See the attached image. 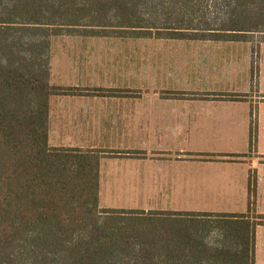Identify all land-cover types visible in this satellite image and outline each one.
<instances>
[{
	"label": "trees",
	"instance_id": "obj_1",
	"mask_svg": "<svg viewBox=\"0 0 264 264\" xmlns=\"http://www.w3.org/2000/svg\"><path fill=\"white\" fill-rule=\"evenodd\" d=\"M256 32L264 0H0V264H252V226L238 214L212 245L121 234L136 210L99 207L97 154L52 146L47 131L49 97L62 90L50 83L57 37Z\"/></svg>",
	"mask_w": 264,
	"mask_h": 264
},
{
	"label": "crops",
	"instance_id": "obj_2",
	"mask_svg": "<svg viewBox=\"0 0 264 264\" xmlns=\"http://www.w3.org/2000/svg\"><path fill=\"white\" fill-rule=\"evenodd\" d=\"M115 37L175 47L86 52L84 62L55 61L52 48L50 83L65 89L48 100V143L97 154L98 202L195 186L179 182L186 170L227 168L217 187L239 204L228 214H245L252 226V264H264V40L253 50L250 37Z\"/></svg>",
	"mask_w": 264,
	"mask_h": 264
},
{
	"label": "rangeland",
	"instance_id": "obj_3",
	"mask_svg": "<svg viewBox=\"0 0 264 264\" xmlns=\"http://www.w3.org/2000/svg\"><path fill=\"white\" fill-rule=\"evenodd\" d=\"M257 34L256 32L247 35L251 38V45L253 47L250 49H257V47L260 46L261 39L264 40V37H262L263 35ZM163 42L154 39L124 40L115 36H112L110 39L93 37L79 38V36L71 38L69 36H62L54 39L53 59L55 61H62L66 59V55H72V57H77L74 58L76 61L84 62L85 60L78 56H83L86 52L161 50L162 44L165 46L167 43L170 45H167L168 50L174 49L175 46L172 45V41ZM173 44L176 45L178 43ZM180 44L188 48L193 45L187 42H182ZM154 45H156V47H151ZM244 46L250 45L246 44ZM92 60L95 61V59ZM67 61L69 62L70 59ZM58 87H60V85H58ZM64 89L65 88L62 87V90ZM206 167L209 168L211 166ZM207 168L202 169L200 172L186 170V179L184 181H179L180 183L185 182V184H193L195 186L178 185L170 188L162 187L157 190L155 188H137L138 194L136 193L131 197L127 194L122 196L112 194L103 198L99 197L98 205L102 209L115 208L120 210H136L132 216L125 215L121 220L119 219L118 229L121 234L125 232L132 235L136 234V237L141 241H143V238L145 241L147 236L151 238L155 235L162 234L163 230L165 235L170 234L175 240L179 238L185 241L182 244L186 246L200 245V243L204 244V242L208 245L217 244L223 238L222 230H226L225 223L228 221L224 219H228L227 215L229 213L228 211H230L228 209L235 210L239 204H228L227 186L223 188L217 187V184H220L224 179H228V169L215 168L214 170L220 171H212ZM198 175L202 178V185L197 184L198 181L196 176ZM189 176H191L193 180H189ZM161 208L183 211H177L180 213L176 214H160V212H163L158 211L161 210ZM238 211L245 212V210ZM183 214H185V216ZM134 215H141V217ZM242 216H245V214ZM166 227H169L170 231L164 230ZM160 228L162 229L158 231ZM151 239L154 241L158 238ZM128 242L130 245L132 244L130 241ZM154 242L159 245V241ZM133 244L138 246L139 243L134 241Z\"/></svg>",
	"mask_w": 264,
	"mask_h": 264
}]
</instances>
